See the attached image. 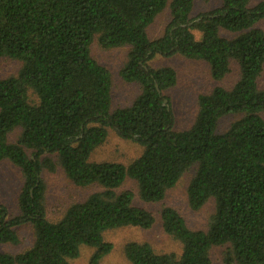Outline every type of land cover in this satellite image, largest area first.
<instances>
[{
	"label": "trees",
	"instance_id": "obj_1",
	"mask_svg": "<svg viewBox=\"0 0 264 264\" xmlns=\"http://www.w3.org/2000/svg\"><path fill=\"white\" fill-rule=\"evenodd\" d=\"M165 7L169 21L150 39L146 29ZM192 11L193 0H0V56L21 61L17 75L0 78V161L22 173L18 212L0 203V243L17 244L21 225H30L34 236L19 253L0 251V264H71L81 246L95 248L88 264H100L112 249L105 231L154 222L133 203L132 190L119 191L125 180L136 182L142 201L157 202L191 166L190 208L214 204L206 228H189L165 206L161 225L180 253L130 241L126 258L131 264H210L211 249L220 246L225 264H264V31L256 27L264 0H221L212 10ZM94 35L103 48L129 46L119 74L140 86L131 104L112 109L110 72L90 54ZM174 54L205 61L216 81L232 61L239 70L230 88L214 86L197 96L194 121L184 130L174 128L166 94L176 72L151 64L156 55ZM227 114L240 117L218 133ZM16 127L20 133L11 143L7 136ZM108 129L142 146L141 154L127 165L92 161ZM56 166L76 186L100 190L50 221L41 173Z\"/></svg>",
	"mask_w": 264,
	"mask_h": 264
},
{
	"label": "rangeland",
	"instance_id": "obj_2",
	"mask_svg": "<svg viewBox=\"0 0 264 264\" xmlns=\"http://www.w3.org/2000/svg\"><path fill=\"white\" fill-rule=\"evenodd\" d=\"M261 0H251L255 5ZM221 0H193L192 15L212 10L219 6ZM169 21V9L159 13L154 21L147 27L146 32L150 39L162 35ZM256 27L264 31V17L257 23ZM199 37V33L195 32ZM224 36L232 37L233 34L221 31ZM91 56L100 64L105 66L111 76V107H124L135 99L140 93V86L135 82L124 81L119 71L124 65L129 46L103 48L94 35L89 46ZM153 66H171L174 68L177 81L167 90L174 113V128L184 130L193 123L197 112V96L207 93L214 86L230 88L238 79L239 70L236 62L230 64V71L223 79L216 81L210 76L209 66L205 61L187 59L179 54L171 56L156 55L152 60ZM21 68V61L0 56V78L15 76ZM264 84V69L259 80ZM264 119V113L262 114ZM240 117L239 114H227L222 116L217 123L216 131L221 133L229 125ZM20 128H14L8 133L9 142H16ZM142 146L138 143L118 137L115 132L108 129V135L103 143L98 145L91 153L92 161H114L127 165L137 158L142 152ZM195 172V166L186 170L176 184L168 189L164 197L157 202H145L138 196L136 182L126 179L119 187L120 190L130 189L134 193L133 203L150 211L154 216V222L149 228L138 226H122L107 230L103 233L105 241L112 244L111 251L103 257L100 264H131L123 252L125 243L130 241L147 242L156 252H174L179 254L181 246L179 242L166 234L160 220V210L165 207L175 209L184 219L186 225L191 229H205L209 216L213 212L214 204L209 200L198 210L190 208L187 200V185ZM41 178L44 183V207L46 217L50 221L58 220L66 208L74 202L83 200L88 194L100 190L98 185L85 187L76 186L63 173L59 166L53 171L43 170ZM22 184V173L11 161L4 159L0 161V203L5 205L8 212L15 215L18 212L17 197ZM19 237L17 244L0 243V251L16 254L28 248L33 241V230L30 225H21L15 228ZM95 248L81 246L78 257L70 260L71 264H88V260ZM224 247L215 246L210 252V264H225L223 262Z\"/></svg>",
	"mask_w": 264,
	"mask_h": 264
},
{
	"label": "water",
	"instance_id": "obj_3",
	"mask_svg": "<svg viewBox=\"0 0 264 264\" xmlns=\"http://www.w3.org/2000/svg\"><path fill=\"white\" fill-rule=\"evenodd\" d=\"M155 87H156L157 90H159L157 84H155Z\"/></svg>",
	"mask_w": 264,
	"mask_h": 264
}]
</instances>
